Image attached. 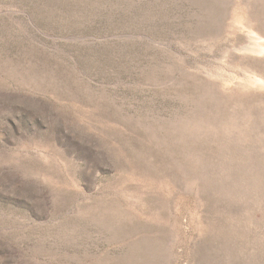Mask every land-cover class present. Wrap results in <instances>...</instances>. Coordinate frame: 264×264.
Masks as SVG:
<instances>
[{
	"label": "rangeland",
	"instance_id": "rangeland-1",
	"mask_svg": "<svg viewBox=\"0 0 264 264\" xmlns=\"http://www.w3.org/2000/svg\"><path fill=\"white\" fill-rule=\"evenodd\" d=\"M0 264H264V0H0Z\"/></svg>",
	"mask_w": 264,
	"mask_h": 264
}]
</instances>
